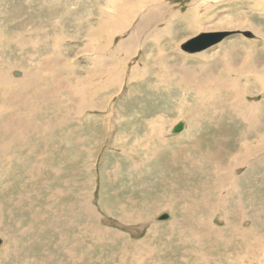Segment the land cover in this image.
<instances>
[{
  "label": "rangeland",
  "instance_id": "rangeland-1",
  "mask_svg": "<svg viewBox=\"0 0 264 264\" xmlns=\"http://www.w3.org/2000/svg\"><path fill=\"white\" fill-rule=\"evenodd\" d=\"M99 2L100 0H0V33L4 37L0 38V50H3L0 51V64L5 65V70L12 76L15 71L21 73L20 71L33 66V71L37 74L40 71L36 68L41 66L45 57L48 68L42 70L41 76L46 74L49 78L63 79L66 73H61L60 67L65 62L64 59L68 58L66 63H72L70 66L73 65L76 74L86 77L88 85L85 88L94 89L97 86L95 77L99 74L94 73V68L100 65H94L92 57L87 58V53H94L91 47L87 48L89 52H85L82 47L87 39L92 38L106 44L99 35H90V30L95 31L97 27ZM240 2L239 0L237 4ZM249 4L252 2L244 1L242 11L245 16L236 27L226 32V37L237 39V43L247 53L234 66L236 69L248 70L246 59L249 52H255V56L259 57L260 63L250 70L254 73L264 71V10H252ZM19 21L26 30L31 26L33 33L24 35L21 31L23 27L18 28ZM12 25L14 28L8 30L7 26L13 27ZM53 26H56L57 34L53 33L54 30H48V27ZM61 27L65 31L70 30V36L63 35L64 37L57 39ZM12 29L24 37H15ZM45 29L47 31L44 33ZM256 29L258 30L255 31ZM77 31L79 35L74 34ZM125 36L126 33L114 37L111 46L104 48L105 56L114 57L117 44ZM145 39L146 35L142 37V41ZM53 43L52 49L57 44L67 48L62 56L52 53L50 45ZM21 44L26 45L21 48ZM141 47H144L143 53L139 50L138 56L128 66L124 60L121 61V65L124 63L122 66L120 62L115 63L118 68L115 67L114 78L117 79L115 82L109 79L107 84L111 88H105L102 94L104 98L97 106L77 111L78 104L92 102L96 95L87 94V90L86 96L69 95L66 83L79 77L74 78L69 74L67 78L61 79L62 87L57 90L56 95L65 101L67 107L59 111L60 107L53 100L52 107L49 104L47 108V103H44L38 109L48 113V126L53 124L50 138L44 135L48 140L41 141L31 134L25 141L27 147L24 148H31L33 154L41 149H44L43 152H50L45 166L39 167L35 157H32L35 155L28 158L23 151L18 152L22 161L14 163L9 157L17 152V147H13L14 150L11 151L9 148L5 151L6 154L3 152L5 161H0V264H260L258 258L264 254V212L259 214V221L255 226L244 223L249 216L244 214L242 223H238L233 229H224L223 223L216 217L208 223L210 231L214 228L220 230L213 232V236H210L212 238L208 237L206 229L201 228L199 222L210 218L212 212L217 216L225 213L216 204L219 198L214 186L218 184V177L223 175L225 179L233 172L227 178L228 188L222 190L225 193L233 181H236V174L239 176L247 168L245 164L236 165L237 160L231 162L243 155L239 144L243 137L238 131L242 125L234 124V130L222 129L223 125L231 122L229 116L234 115L228 105V95L235 91L227 89L224 81H221L223 86L219 83V87L214 82L208 83L211 93L199 98L188 91V86L151 87L153 82L145 80V77L152 67L144 61L146 46ZM151 50L154 53L155 48ZM239 54L236 53L235 56ZM141 56L142 60L137 67L131 69ZM179 59L181 58H178V63L181 62ZM220 62L224 63L225 58L222 57ZM188 63L190 64L189 61ZM184 71V66H181L177 69L171 67L169 72L172 75V72L179 74ZM123 73L126 74V80ZM102 75L105 74L100 76ZM193 77L199 78L200 75L193 74ZM235 77L237 75L227 77L224 73L222 80ZM263 78L264 76L245 71L243 77L238 78L243 84L242 88H245L244 96L232 93L234 97L230 101L247 99L248 102L258 103V108L263 107ZM248 90L254 94L247 95ZM173 94L179 96L173 97L178 98L179 102H173ZM17 96L19 99H26L22 90L18 91ZM162 99L163 102H159ZM222 99L226 101L224 104L220 102ZM32 111L34 112L33 109ZM60 119L64 121L63 124H56ZM180 120H184L185 129L176 133L177 136L169 133L170 126ZM247 137L251 142L255 138L253 135ZM229 138L232 139L228 141ZM235 145L238 146L234 147ZM59 156L62 159L57 158ZM246 164L251 165V162ZM213 166L216 169L212 170ZM260 168L256 171L251 168L247 171L250 176L243 178H257L261 182L264 168ZM27 169L34 170V175L28 174ZM245 181H236L244 195L249 189ZM23 185L25 189L20 193L21 205L17 206V197L12 202L11 198L18 194ZM256 188V192L252 194L254 205L257 204L255 208L263 206L264 211V184L258 183ZM206 203L211 205L212 210H208ZM232 209L228 207L230 217L237 220L247 207L245 211ZM162 213H168L169 217L157 220L155 217ZM248 233L249 237L242 236ZM250 247H254L256 253L249 259L247 249ZM70 251L77 258L76 262Z\"/></svg>",
  "mask_w": 264,
  "mask_h": 264
},
{
  "label": "bare ground",
  "instance_id": "bare-ground-1",
  "mask_svg": "<svg viewBox=\"0 0 264 264\" xmlns=\"http://www.w3.org/2000/svg\"><path fill=\"white\" fill-rule=\"evenodd\" d=\"M101 1L102 0H100V2H99V12H97V15H96L97 18L99 17V19H98V21L96 23L97 27H96V30L95 31L90 30V32H92V34H90V35H92L94 37H96L97 35H99V38H103V40L105 41L106 44L104 45V44L98 42V40L96 38H92L91 40H88L87 39V42H85L84 45H83V47H82L83 50L85 49V52H89L87 50V48L90 46L91 49L94 51V53H92V54H91V52H89L90 54L87 53V58L88 57H92L93 64L94 65L95 64L100 65V66H96L94 68V71H95L94 73L95 74H98L99 73L98 74V77L97 76L95 77V79H97V86H95L94 89L93 88H90V89L87 90L85 88L88 85V83L85 82V81H87L85 79L86 77L84 75H82V77H79L76 74V72L74 71V69L72 67L73 65L70 66L72 63L70 65H68L66 63L68 61L67 60L68 58H65L64 59L65 62L60 67V71H62L61 73H66L65 74V76H66L65 78H67V75H69V74H71L74 78H78L79 77V79H74L73 81L69 80V82L66 83L65 88L69 89V90H67V93L69 95H78V97H79L80 95H84L86 92H88L87 94H90V93L93 94L94 93V95H96V96H94V98H95L94 101H92V102H87L86 101L83 104H78V106L76 108H77V111H79V112H82V110H84L86 108H90V107H93V106H97L98 103H99V101L103 100L104 96L102 94L104 93L105 88L106 87H107V89L111 88V87H108V84H107L108 81H109V79H110L111 82H115V79H117V78H114V74H115V71H116L115 70V67H116V69L118 68V66H116L115 63H117V62L119 63L120 62V66H122V65H124V63L126 61V65L128 66V64L134 59V57L135 56H138L139 50L141 51V53H143V48L144 47L142 48L141 46L146 44V40H147V43H150L151 42L152 45L155 44V46H156L155 48H157V44L156 43H158V42H155L153 39H156V38H158L159 35H162L165 32V29L173 30V27H172L173 25L170 24V21H172L171 20L172 19V16L170 17V15H173L172 11H170L172 9L171 6L174 5V4H172V2H174L173 0H107L106 3H105L104 0H103L102 3H101ZM238 1L239 0H234V4H237ZM240 1L241 2L238 4V6H239V8L242 7L241 9H243V3H244L245 0H240ZM249 1L252 2V4H249L248 5V6H250V8L252 10H254V9H263L264 10V0H249ZM108 2H110V3L107 5ZM138 2H139V4H138ZM191 3H192V1H191ZM201 7H203V6H201ZM208 7H210V6H208ZM216 7L218 8V6H216ZM213 9H215V8H213ZM168 10H169V12H168ZM176 11L177 10H175V12ZM202 12H204V11H202ZM244 13H245L244 11H242V13H240V14L243 15L242 17L245 16ZM204 15H206V14H204ZM204 15H202L201 17L202 18H205L206 16H204ZM224 17H226V19L228 18V16H224ZM230 18L232 19L233 17H230ZM190 19H191V17H190ZM199 19H201V18L200 17L198 18V17L195 16V19L194 20L198 23L196 26H198V28H201V27H199V23H200ZM217 20H219V19H217ZM173 21H174V19H173ZM231 21H234V20H231ZM235 21H237V20H235ZM60 22H62V20ZM78 22H76V30L78 29ZM175 22H176V20H175ZM208 23H210V22H208ZM239 23H240L239 21L236 22V23L235 22H232V23H229V25H231L230 27H236ZM34 24H35V22H34ZM59 25H60V23H59ZM12 26L13 27L7 26L8 30H10L11 28H14V25H12ZM61 26H62V24H61ZM80 26H81V24H80ZM174 26H176V25H174ZM22 27H23V24H22V22L19 21V27L18 28H22ZM244 27L246 28V26H244ZM48 30H50V31L51 30L52 31L54 30L53 33H56L57 34V32H56L57 31L56 30V26H53L51 28L48 27ZM183 30H185V29H183ZM227 30H228V28H227ZM257 30L258 29H256L255 31H257ZM11 31L13 32V34H14L15 37L16 36L18 37L19 35H22L20 32L17 33V30L16 31H13V29H12ZM21 31L24 33V35H27V36H28L29 33H31V34L33 33V30L31 28V26L28 27L27 30L23 27V29ZM46 31L47 30L45 29L44 30V33ZM70 32H71L70 30L68 32V31H65V29L62 28L60 30V32L58 33V37L59 38H57V39H60V38L64 37L63 35L70 36ZM125 33H126L125 38H123L117 44V48L114 50L115 53H116V55H114V57H107V56H105L106 53L104 54V52H105L104 51V48H107L108 45L111 46V43H113V38L116 37L118 34H125ZM74 34L79 35V31H77V33H74ZM166 34H168V33H166ZM90 35L88 37H90ZM145 35H146V39L143 42L142 41V37L145 36ZM4 36H6V33H5ZM60 36H62V37H60ZM164 37H165V35H164ZM0 38H4L1 33H0ZM52 38L54 39L53 36H52ZM165 38H167V37H165ZM169 38H170V36H169ZM228 38L229 37H223L219 41H217L215 44L211 45L210 47H213L214 50L217 51V53H220L221 50H225L223 46L226 43L229 44L230 41H227ZM74 39H76V38H74ZM47 40H49V39H47ZM82 40L84 41L83 38H82ZM233 40H234V42L237 41L236 39H233ZM166 41H167V39H166ZM142 42H143V44H142ZM160 42H161V40H160ZM173 43H174V41H173ZM23 45L25 46L26 44H23ZM23 45L21 44L20 47L23 48ZM53 45H54V43L52 45H50L51 46L50 47V50L53 48ZM241 47H243L241 44H239V45H232V47H230L226 51L225 54H221L220 55L221 57L218 58L219 61H216L218 63L217 65H220L221 67L226 68V70L223 71V72H221V73H211V68H210V71L208 72V75H200L199 78H195V77H193V74H197V71L195 69H193L191 67V65L188 63V59L189 58L187 60H185V61H184L185 58L180 60L181 62H183V61L185 62V63L184 62L183 63L180 62V65L181 66H184V69H185L184 72L179 73V74H175V73L172 72V76L173 77H176L175 80H172L174 82V85H177V87H180V88H182V87L185 88V86L190 87L188 91H191V93L194 96H196L197 98H199V96H202V95H205V94L209 95V93H211V90H210L211 88L209 87V84L208 83H213V82L215 83V85L217 87H219L220 85H222L221 84V81H224L223 83H226L224 85L227 87V89L232 88L233 91H235V92H231L230 95H228V101H229L228 105L230 106V109L233 111L232 113H234V115L233 116H229L230 121H231L229 123L230 125L229 124H225V125H223L222 129L227 128L225 130H234L235 129V125L234 124H236V126L242 125V127L239 128L238 131L241 134L240 136H242L243 138L240 137L241 138L240 139V143L237 140H233V141L234 142H238L240 144L241 150L243 151V155L241 157H238V158L233 159L231 162L234 163L237 160L236 165L239 164V163H240L241 166L245 164V167H247L246 170H243V173H241L239 175L240 177L237 176V174H236V176H235L234 179L237 182H241L242 179L246 180L245 182L247 183V186H248L249 189H248V191L246 190L247 192L244 195L242 192H240V189L238 188L236 181L235 182L233 181L231 187L229 186L230 187L229 190L227 192L223 193L222 190H224L227 187V184H228V181H227L228 179L227 178H228V176H232L233 175V172L228 174L227 172L224 171L225 173L228 174L225 179H224V176L223 175H220L218 177V184L214 186L215 187V191H216V193L218 195V198H219V201H217L216 204L217 205H220V208H222L225 213L217 216L218 214H216L215 212H212L211 213V216H213L212 219H210L211 218V216H210V218H208L206 220H203L202 222L199 221L200 224H201V228L206 229L207 234L209 235L208 236L209 238H212L210 236H213L212 235L213 232L220 231L219 229H216V228H214L212 231H210V227L208 225L209 221L216 219V217H218V219L223 223V228L224 229H233V228H236V225H238V223L239 224L242 223L241 220H244L243 219L244 214H249L248 220L245 219L244 223H247V224H250V225H254L255 226L257 224V222L259 221V218H258L259 214L262 213V212H264L263 211V206H260V207L255 208L257 204L254 205L255 204V201H253L254 195L252 196V194H254V192H256V190H257V188L255 189V186L257 185V187H258V183L259 184L260 183L264 184V176H263V178H261V182H259V180L257 178H253V179L252 178H249V179L243 178V176H245V177L250 176L249 173L247 174V171L250 170L251 168H253L254 171H256V169H258L259 167L264 168V150L262 149V148H264V106L261 107V108H258V103L248 102L247 99H245V101H243V99L240 100L241 98H237L235 101L233 100L235 104H233V101L232 102L230 101V99H232L234 97L233 94H236V95H238V94L241 95L242 94L244 96L245 88H242V85L243 84L241 85V83L239 82L238 78L239 77H243L245 71H248L249 73H252V75L253 74H256V75H261V76H264V71H259L258 70L256 72L254 71V73L250 71V70H253L254 68H256V66L260 63L259 57L258 56L257 57L255 56V52H253V53H250L249 52V54L247 56V59L246 60H247V64H248V67H249V68L247 67L248 70H246V69L245 70L244 69H236L234 67V66H237L238 63L235 62V58L232 57V55H230V54H233V55H235L236 53H240L241 54V51H242ZM169 49H170V47H169ZM47 50H48V48H47ZM65 50H67V48H64L63 46H58V44H57V46H55V48L52 49V53L58 54L59 56H62V54L65 52ZM0 51L2 52L3 50L1 49ZM170 51H172V50H170ZM201 51H204V50H201ZM244 51H245V49L243 48V52ZM177 52H179V51H177ZM183 52L189 53V52H186V51H183ZM197 52H199V51H197ZM179 53H181V52H179ZM192 53H194V52H192ZM31 54H33V53H31ZM240 54L238 56H240ZM245 54H247V53H245ZM84 55H85V53H84ZM161 55H162V53H161ZM183 55L184 54L182 53V56ZM179 56H180V54H179ZM202 56H203L202 58L207 57L209 60L211 59V58H209V56H207V55H205L203 53H202ZM222 57L225 58V62L224 63L220 62V61H222ZM226 57L228 58V60H226ZM39 58H41V57H39ZM44 58H43V63L41 64V66L38 65V67L36 68L37 70L40 71L37 74L35 73V71H33V67H34L33 66V67L27 68V70L24 69L23 72L20 71L21 73H19L18 71H15L13 73L14 76H12L10 72H8V71L5 70L6 69L5 68V65H1L0 64V121L3 122V123L0 122V161H5V156H3L4 155L3 152L6 154L5 151H8L9 148H11L10 149V151H11L13 149V147H17L18 148L17 152L14 153V154L12 153L13 155L11 154L12 156L10 155V157H9L12 161H14V163H18V162H21L22 161L21 156L18 155V152L19 151H23L25 157H28V158L30 156H32V155H35V156H32V157H35V159L37 160V163L36 164H38L39 167L45 166L44 164H47V160L50 157V155H49L50 152H48V151H44L43 152L44 149H41V151H39L38 153H34L33 154V150L31 148H28V149L27 148L26 149L24 148V147H27V145L25 144V141H26V138L29 137V135L32 134L33 138H35V139H39L41 141H47L48 140V137H49V134L51 133V126L53 124L51 125V123H50V126H48V123H49V121H48L49 119H47V117H48L47 114L48 113L46 114V112H44V111L41 112V111L38 110L39 108H42V105L41 104L47 103V106L46 107L48 108L49 107V104L51 105V102L54 100V102L57 103V107L58 106L60 107L59 108V111L64 110L63 107H67L65 101L61 97L59 98L56 95L57 90H60L61 87H62V80L65 79V78L62 79V78H55V77H51V76L49 78V77L46 76V74H45V76H41L42 70H47V68H48V63H47L46 59H44ZM253 58H254V60H253ZM50 59H51V57H50ZM166 59L167 58H165V60ZM213 59L216 60L215 58H212V60H210V63H212L214 61ZM122 60H124V63H122V65H121V61ZM141 60H142V56L141 57H138L137 62H136V65L135 66H131V69H135L137 67L138 63ZM48 62H49V60H48ZM213 64H215V63H212V65ZM6 65H7V63H6ZM214 66H216V65H214ZM216 69H218V68H216ZM215 72H216V70H215ZM205 73L207 74V71ZM224 73L227 75V77L236 76V75H237V77L231 78L230 80H222ZM101 74H105V75L100 76ZM124 75H126V74L123 73V78H124V80H126L127 77H124ZM142 75H143V73H142ZM118 76H120V75H118ZM98 79H100L101 81H98ZM246 80H248V79H246ZM30 82L32 83L31 85L29 84ZM79 83L81 84V86L79 85ZM219 83H220V85H219ZM41 84H43V86ZM119 85H120V83H119ZM31 87H33V90H32ZM117 87H118V85H117ZM84 88H85V90H84ZM20 90H22L24 92V94L26 95L25 96L26 99H22V97H21V99H19V97L17 96V94H18V91H20ZM261 90H263V89H261ZM63 91H65V90H62L61 92H63ZM239 91H241V92L243 91V92L242 93H239ZM222 93H224V91ZM246 93H247V95L248 94H254L253 92H251L249 90ZM65 94H66V91H65ZM225 95H227V91H226ZM56 96L58 98H56ZM84 96H86V94ZM214 96H215V94H214ZM98 97H100V99L97 100ZM52 98H54V99H52ZM218 98H220V97H218ZM204 100H206V99H204ZM88 101H89V99H88ZM220 102H223V104H224L226 101L224 99H222ZM192 103H193V100H192ZM201 103H202V101H201ZM51 107H52V105H51ZM51 107H50V109H51ZM57 107H56V111L58 110ZM32 109L34 110V112L32 111ZM19 112H20V115L18 114ZM37 112H40V113L37 114ZM244 121H246V122H244ZM63 122L64 121L62 119H60V120H58V122H56V124L62 125ZM243 124H244L245 128H243ZM172 125H174V124H172ZM172 125L170 126V128L172 127ZM226 125H227V127H226ZM152 127H153V125H152ZM170 128L168 130L169 133H170ZM184 129H185V127H184ZM39 130H43V131H39ZM44 135H48V137H46V136L44 137ZM248 135L249 136L253 135L255 137L254 140L251 139L252 142L248 140V137H247ZM176 136H177V134H176ZM163 137H165L164 133H163ZM35 139H34V141H35ZM230 139H232V138H229L228 141ZM32 141H33V139H32ZM162 141H164V140H162ZM256 142H257V144H253V143H256ZM32 145H35V144H32ZM53 145H55V143ZM238 145H235L234 147H237ZM159 149H161V148L159 147ZM15 150H16V148H15ZM61 155H63V152H62ZM61 157L59 156L57 158H61ZM64 158H65V156H64ZM249 161L251 162V165H247L246 164ZM32 163H35V162L32 161ZM236 165H235V167H236ZM214 169H216L215 166H213L212 170H214ZM27 170H28L27 171L28 174L34 175L33 174L34 173V170H32V169H30V170L27 169ZM25 171H26V168H25ZM21 172H23V170ZM43 174H46V172H44ZM238 178H239V180H238ZM16 179L20 180L19 177H16ZM22 184H24V183H22ZM6 187H8V186H6ZM250 187H252V188H250ZM12 188H13V186H12ZM1 189H3V188H1ZM23 189H25L24 185H23L22 189L20 188L18 190L19 191L18 194L17 195H13L12 198H11V202H12L13 201L12 199L15 196L17 197V202H16V205L17 206H20L21 205V203H20V193H21V191ZM235 196H237V198H234ZM255 197H256V195H255ZM203 198H205V197H203ZM230 198H232V199H230ZM3 200H5V199H3ZM203 200H205V199H203ZM191 201H193V200H191ZM169 203H171V202H169ZM206 206L208 207V210H212V207H211L210 204L206 203ZM228 207L233 208L232 211H236V210H238V211L239 210L245 211V208L246 207H247V210L241 215L240 218L238 217L239 219L235 220L233 217H230ZM252 208H254V209H252ZM0 209H1V207H0ZM208 212H210V211H208ZM232 216H234V215H232ZM157 217H158V215L155 218H157ZM233 226H235V227H233ZM251 230H253V228H251ZM192 234H194V233L192 232ZM242 236L244 238L246 236L249 237V233L248 234H242ZM254 236L255 235H253V237ZM75 238H77V237H75ZM250 238H251V235H250ZM247 251L246 252L248 253L249 259L251 257H253V255L256 253V250L254 249V247H250L249 249H247ZM70 252L74 256V262H76L77 261V258H75V255H74V253L72 251H70ZM75 253H77V252H75ZM241 259H243V258H241ZM258 261H259L260 264H263L264 263V254H262L258 258ZM22 264H25V263H22ZM38 264H40V263H38Z\"/></svg>",
  "mask_w": 264,
  "mask_h": 264
},
{
  "label": "crops",
  "instance_id": "crops-1",
  "mask_svg": "<svg viewBox=\"0 0 264 264\" xmlns=\"http://www.w3.org/2000/svg\"><path fill=\"white\" fill-rule=\"evenodd\" d=\"M191 1H192V3H191ZM218 1L217 0L216 1L215 0H175L174 2H172V4H174V5L171 4L172 9L170 11H172L173 15H170V17L172 16V19H171L172 21H170V24L173 25L172 26L173 30L174 31L176 30V31L174 32L173 30L165 29V32L162 35H159L158 38L153 39L155 42H158V43H156L157 48H155L156 47L155 44L152 45L151 42L147 43V40H146L147 45L145 44L146 47H145V59H144V61L152 67V69L151 68L149 69L147 76L145 77V80H150L153 82L150 84L151 87L175 88L177 86V85H174V82L172 81V80H175L176 78H174L170 74L169 71H170L171 67H174L175 69L181 68L180 63H178V58H181V59L185 58L184 61L189 58L188 61L190 62L191 67L197 71V74L199 73L198 75L206 74L205 73L206 71L208 74V72L210 71V68H211V73H221V72L226 70V68L221 67L220 65H217L218 63L216 61H219L218 58L221 57L220 55L225 54L226 51L230 47H232V45H239L237 43V41L234 42L233 39H228L230 41L229 45L226 46V44H227L226 43L223 46L225 50H221L220 53H217V51L214 50V48H211L210 46H209V48L207 47L206 49H203L204 51H201V52L199 51V52H194V53H185L180 48L182 44H184L187 41H190L193 37H195L201 33L215 32V31L228 32V31H230V29L234 28V27H230L231 25H229V23H232V22L236 23V22L242 20L243 15L240 14V12H242V9H241L242 7L239 8L238 4L233 5L234 0L233 1L232 0H222V1L220 0L219 2ZM201 6H203V7H201ZM208 6H210V7H208ZM216 6H218V8ZM213 8H215V9H213ZM175 10H177V11L175 12ZM202 11H204V12H202ZM204 14H206V15H204ZM202 15H204L206 17L202 18L201 17ZM195 16L198 18L199 17L201 18V19H199V21H200L199 27H201L202 29L198 28V26H196L198 23L194 20ZM224 16H228V18L226 19V17H224ZM229 16L233 17V18L231 19ZM190 17H191V19H190ZM173 19H174V21H173ZM217 19H219V20H217ZM175 20H176V22H175ZM231 20H234V21H231ZM235 20H237V21H235ZM208 22H210V23H208ZM174 25H176V26H174ZM227 28H228V30H227ZM183 29H185V30H183ZM166 33H168L169 35ZM164 35L167 38H165ZM169 36H170V38H169ZM166 39H167V41H166ZM160 40H161V42H160ZM173 41H174V43H173ZM169 47H170V49H169ZM151 48H155V50H153L154 53L151 52L152 51ZM241 49H242V51H241L240 56H235L233 54H230V55H232V57L235 58L236 63L241 62L244 58L243 47H241ZM170 50H172V51H170ZM177 51H179L181 53H179ZM161 53H162V55H161ZM182 53L184 54L183 56H182ZM202 53L209 56V58H211L210 60H212V58H215L216 60L213 59L214 61L213 62L211 61L212 63H215V64L211 65L210 60L207 57H204L205 59L202 58L203 57ZM179 54H180V56H179ZM165 58H167V59L165 60ZM226 60H228L227 57H226ZM214 65H216V66H214ZM216 68H218V69H216ZM215 70H216V72H215ZM173 97H179L178 95L173 94L172 100L174 103L179 102L178 98L174 99ZM159 102L162 103L163 99L160 100Z\"/></svg>",
  "mask_w": 264,
  "mask_h": 264
},
{
  "label": "water",
  "instance_id": "water-1",
  "mask_svg": "<svg viewBox=\"0 0 264 264\" xmlns=\"http://www.w3.org/2000/svg\"><path fill=\"white\" fill-rule=\"evenodd\" d=\"M226 35L227 33L222 32V31L201 33L197 37L182 44L180 48L183 51H186L189 53L201 51L215 44L217 41H219L221 38L225 37ZM184 127H185V122L180 120L176 122L174 125H172V127L170 128V133L171 134L179 133L183 131ZM168 217H169L168 213H162L161 215L157 217V220H163ZM1 243H2V240L0 238V244Z\"/></svg>",
  "mask_w": 264,
  "mask_h": 264
},
{
  "label": "trees",
  "instance_id": "trees-1",
  "mask_svg": "<svg viewBox=\"0 0 264 264\" xmlns=\"http://www.w3.org/2000/svg\"><path fill=\"white\" fill-rule=\"evenodd\" d=\"M197 36H198V35H197ZM197 36H195V37H197ZM195 37H193V38H195ZM193 38H192V39H193Z\"/></svg>",
  "mask_w": 264,
  "mask_h": 264
}]
</instances>
